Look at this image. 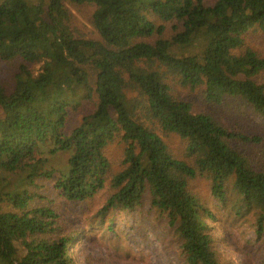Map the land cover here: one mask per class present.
Listing matches in <instances>:
<instances>
[{"label":"trees","instance_id":"1","mask_svg":"<svg viewBox=\"0 0 264 264\" xmlns=\"http://www.w3.org/2000/svg\"><path fill=\"white\" fill-rule=\"evenodd\" d=\"M82 7L92 36L74 23ZM251 32L264 35V0H0V64L15 69L0 78V264H76L81 234L142 207L185 264H221L202 178L226 218L255 231L264 264V168L235 147L259 140L178 91L243 101L264 121ZM80 210L92 216L73 219Z\"/></svg>","mask_w":264,"mask_h":264},{"label":"rangeland","instance_id":"2","mask_svg":"<svg viewBox=\"0 0 264 264\" xmlns=\"http://www.w3.org/2000/svg\"><path fill=\"white\" fill-rule=\"evenodd\" d=\"M72 11L78 31L84 36H92L89 10L82 7L72 8ZM246 42L250 47L264 53L262 33L251 32ZM14 71L10 65L0 64V78L5 82H10ZM261 81H264V77ZM178 91L184 99L194 104L198 112L214 116L231 132L258 139L259 142L250 143L237 141L235 147L248 157L256 168H264V121L249 106L243 101H232L227 106H211L205 103L199 92ZM168 141L176 152L181 153L184 150V144L180 140L174 138ZM61 160L66 161V158ZM193 187L218 217L209 224L215 228L220 263L263 264L259 255H256L258 252L254 242L257 236L250 225L244 221L235 224L234 219L226 218V212L211 197L208 179H198ZM81 213V210L75 212L73 219L81 217V220H85L92 216L91 214L83 217ZM106 223L111 230L107 227L100 230L93 226L88 232L81 234L72 245L70 254L76 264H185L177 240L158 214L149 207H142L131 213L115 212L107 217Z\"/></svg>","mask_w":264,"mask_h":264}]
</instances>
